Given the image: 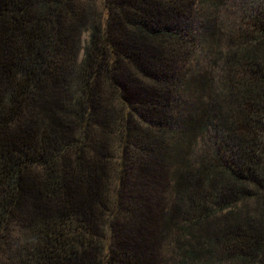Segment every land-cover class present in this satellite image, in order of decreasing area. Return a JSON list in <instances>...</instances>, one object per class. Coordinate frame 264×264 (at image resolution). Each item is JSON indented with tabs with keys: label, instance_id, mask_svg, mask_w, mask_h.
<instances>
[{
	"label": "trees",
	"instance_id": "1",
	"mask_svg": "<svg viewBox=\"0 0 264 264\" xmlns=\"http://www.w3.org/2000/svg\"><path fill=\"white\" fill-rule=\"evenodd\" d=\"M0 264H264V0H0Z\"/></svg>",
	"mask_w": 264,
	"mask_h": 264
},
{
	"label": "rangeland",
	"instance_id": "2",
	"mask_svg": "<svg viewBox=\"0 0 264 264\" xmlns=\"http://www.w3.org/2000/svg\"><path fill=\"white\" fill-rule=\"evenodd\" d=\"M85 40H87V36L85 37Z\"/></svg>",
	"mask_w": 264,
	"mask_h": 264
}]
</instances>
